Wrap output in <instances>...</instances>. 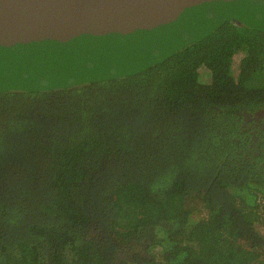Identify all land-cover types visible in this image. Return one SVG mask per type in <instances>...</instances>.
<instances>
[{
    "label": "trees",
    "instance_id": "trees-1",
    "mask_svg": "<svg viewBox=\"0 0 264 264\" xmlns=\"http://www.w3.org/2000/svg\"><path fill=\"white\" fill-rule=\"evenodd\" d=\"M0 264H264V30L0 91Z\"/></svg>",
    "mask_w": 264,
    "mask_h": 264
},
{
    "label": "water",
    "instance_id": "water-1",
    "mask_svg": "<svg viewBox=\"0 0 264 264\" xmlns=\"http://www.w3.org/2000/svg\"><path fill=\"white\" fill-rule=\"evenodd\" d=\"M225 21L264 30V0H0V91L128 76Z\"/></svg>",
    "mask_w": 264,
    "mask_h": 264
},
{
    "label": "rangeland",
    "instance_id": "rangeland-1",
    "mask_svg": "<svg viewBox=\"0 0 264 264\" xmlns=\"http://www.w3.org/2000/svg\"><path fill=\"white\" fill-rule=\"evenodd\" d=\"M182 37H183V39H186L187 38V34L186 33H183L182 34ZM153 55L155 57H159L162 60V58L164 59L168 54L167 53H163V54L160 55V54H158V51H154L153 52ZM132 63H134V66L130 65L129 68L132 69V70H136L137 72L142 71V70H145V69L149 68V65L150 64H153V62L146 61V60L145 61L133 60ZM113 71L114 70H112V72ZM129 74L131 75L132 73H129ZM122 75H123V72L122 71H119L118 73L117 72L116 73H113V75H112L113 78L112 79L120 78ZM124 76H127V75H124Z\"/></svg>",
    "mask_w": 264,
    "mask_h": 264
}]
</instances>
